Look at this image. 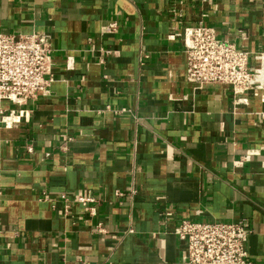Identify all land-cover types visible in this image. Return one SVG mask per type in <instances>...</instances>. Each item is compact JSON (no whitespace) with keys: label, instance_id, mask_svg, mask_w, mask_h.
Masks as SVG:
<instances>
[{"label":"crops","instance_id":"1","mask_svg":"<svg viewBox=\"0 0 264 264\" xmlns=\"http://www.w3.org/2000/svg\"><path fill=\"white\" fill-rule=\"evenodd\" d=\"M199 21L264 53V0H0V32L50 33L55 78L0 124V264H179L182 218L246 219L264 264V90L186 81L170 36Z\"/></svg>","mask_w":264,"mask_h":264},{"label":"built area","instance_id":"2","mask_svg":"<svg viewBox=\"0 0 264 264\" xmlns=\"http://www.w3.org/2000/svg\"><path fill=\"white\" fill-rule=\"evenodd\" d=\"M177 18L180 20L181 14ZM116 29L117 24L112 21L103 32L112 34ZM170 37L181 39L185 79L195 90L207 85L226 86L237 105L247 104L250 96H259L264 90V72L260 76L259 63L264 53L238 48L233 42L219 38L214 27L201 21L184 26ZM53 52L49 32L18 35L0 32V124L7 127L17 124L27 115L24 108L27 102L49 95L55 81ZM66 66L70 67L69 58ZM3 102L14 108H4ZM89 201L90 198H78L84 207ZM174 234L184 242L179 264H249L247 243L251 227L246 219L219 222L182 218L175 225Z\"/></svg>","mask_w":264,"mask_h":264},{"label":"bare ground","instance_id":"3","mask_svg":"<svg viewBox=\"0 0 264 264\" xmlns=\"http://www.w3.org/2000/svg\"><path fill=\"white\" fill-rule=\"evenodd\" d=\"M259 63L261 64V68H260V76H262V73L264 72V57H261Z\"/></svg>","mask_w":264,"mask_h":264}]
</instances>
